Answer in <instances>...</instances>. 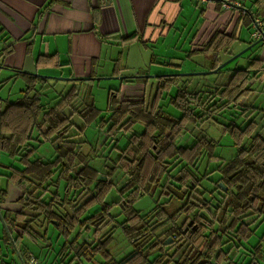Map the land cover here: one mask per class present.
<instances>
[{
    "label": "trees",
    "instance_id": "1",
    "mask_svg": "<svg viewBox=\"0 0 264 264\" xmlns=\"http://www.w3.org/2000/svg\"><path fill=\"white\" fill-rule=\"evenodd\" d=\"M253 7L254 11L240 16L247 19V27L256 19L264 21V0H255ZM136 37L132 34L117 40L128 44ZM237 40L235 34L223 31L211 36L202 49L210 60L208 70L219 66L220 54ZM259 43L264 46V41ZM11 51L0 37V71ZM33 64L36 73L62 66L56 53L39 54ZM167 65L179 69V65ZM224 67L217 73L225 72V78L213 91L179 88L169 97L168 105L180 113L178 118L160 104L164 95L178 86L180 77L171 75L155 78L149 101L144 92L141 97L120 98L118 90H109V115L98 121L102 111L93 100H77L76 82L49 105L42 103L38 94L48 79L13 71L12 77L21 79L24 89L13 101L0 96V154L15 161V165L0 164V169L7 171H0V264H14V252L19 262L26 264L34 255L24 247L25 240L54 247L52 239L56 240L54 264H264V232H258L264 224V107L246 103L264 83V57L249 59L244 68ZM138 79L143 87L149 80ZM8 80H1L0 87ZM229 108L244 118L254 117L242 128L233 121L223 126L222 134L229 136L235 148L229 160L216 156L218 145L204 137L179 145L187 125L199 126ZM74 115L84 123L76 134L84 133L96 121L111 142H116L118 134H129L106 173L89 165L91 157L82 154L83 142L69 133ZM257 116L260 124L255 121ZM136 124L143 126L142 132H133ZM33 141L38 146L49 143L53 158H34L38 146H33ZM204 159L223 162L200 172L199 163ZM116 171L124 180L116 189L117 199L107 203ZM214 171L218 178L211 181L213 189L206 197V190L200 189L202 181H210ZM10 186L20 193L15 201L18 210L3 207ZM145 196L154 203L141 213L134 204ZM114 207L119 208L117 214H111ZM115 229L129 247L122 256L110 249ZM167 238L171 241L164 244ZM40 259L46 264V259Z\"/></svg>",
    "mask_w": 264,
    "mask_h": 264
},
{
    "label": "crops",
    "instance_id": "2",
    "mask_svg": "<svg viewBox=\"0 0 264 264\" xmlns=\"http://www.w3.org/2000/svg\"><path fill=\"white\" fill-rule=\"evenodd\" d=\"M254 1L0 0V37L12 48L3 59L7 69L1 70L35 72L37 55L56 53L62 66L44 70L58 69V75L67 77L123 76L120 67L126 65L132 46L162 43L167 38L174 45L182 41L174 50L191 59L203 53L215 32L235 34L238 42L242 27L252 28L240 16L254 11ZM224 2L228 8L222 7ZM132 34L136 39L119 44L117 39ZM155 55L153 63L157 64ZM126 82L130 85L120 80L119 90L137 87Z\"/></svg>",
    "mask_w": 264,
    "mask_h": 264
},
{
    "label": "rangeland",
    "instance_id": "3",
    "mask_svg": "<svg viewBox=\"0 0 264 264\" xmlns=\"http://www.w3.org/2000/svg\"><path fill=\"white\" fill-rule=\"evenodd\" d=\"M260 21L262 24H264V21H262L261 19ZM252 32L253 28L242 27V29L240 30V40L233 44V46L228 51L220 54V59L222 60V62H225L243 52L241 53V55L229 62L226 67H224V70L244 68L247 65L249 59L262 57V52H264V46L261 45L262 43L256 42L258 39H254L251 36ZM168 42L170 41L167 38L162 43H149L144 46L143 44L142 46H132L133 48H131L130 57L128 58L126 65H123L122 63L120 71L124 74L122 77L128 79L127 81H132V83H136L137 87L134 89L126 86L125 88L119 90L120 80L113 78L107 79V77L105 78V76H100L105 79H101L99 77L100 79L94 80L91 83H84L81 85H78L77 81H65L59 79L57 80L56 78V80L48 79L47 83L44 84V87L39 89L38 94L40 100L44 104L52 105L56 102V97L58 94H65L67 90L71 87L70 85H73L76 82L75 85L79 87V97L77 100H79L80 102L81 98L84 99L86 103L93 100L95 106L102 111L100 117L97 119L98 121L101 118L106 119L109 115V113L106 112L109 90H118L120 98L141 97L144 92L145 100L149 101L155 90V79L149 78L148 82H146L145 86L143 87V84L138 79L140 76L149 74L157 75L175 74L179 72L208 71V67L210 66V60L208 59V56L206 54L200 53L191 57V59H186V57L183 56L181 52L176 51L182 45V41L175 45L173 44L174 42L171 44ZM174 47H176V50H174ZM144 50L147 51V54L143 52ZM152 55H155V57L157 58V64H154L150 61ZM168 62L173 65H180L179 69L181 68V71H177V69L168 66ZM136 67L140 68L139 73L135 72ZM41 72L38 74L47 75L51 77H67L64 75H58L60 74L58 69H43V71ZM13 73L14 72L10 70L0 71V81L6 79L7 76L10 78L8 82L4 83L0 87V96L2 98L9 99V101L17 99L20 96V91L24 89V82L21 79L13 78ZM225 75V72H218L207 75L181 76L178 81V86L172 87L168 94L164 95V98L160 103L163 110L168 114L172 115L173 117L178 118L180 116V113L172 106L168 105L169 97L174 96L177 89L181 88L187 91H213L218 84L223 82ZM124 82L126 83V85H130L125 80L123 81V84H125ZM63 87L65 89H62ZM79 102L77 101V103ZM246 103L247 105L264 107V83L258 85L254 89V92L248 98ZM65 113H70V109L67 108L65 110ZM238 113L239 111L229 108L226 109L223 113L215 116L214 119L205 121L199 126L194 127L191 125H187V132L185 133V136L179 141V145L186 146L189 145L192 140L204 137L205 139L213 141L218 145L215 150L216 156H219L224 161L229 160L232 156H234L235 148L232 146V142L229 136L226 134H222L223 126L228 122L233 121L236 125L242 128L248 120L254 118L252 116L244 118L242 116H239ZM71 120L73 122V127L70 129L69 133L75 134L73 139H75L76 141L83 142L81 148L82 154L89 155V157H91L89 165L94 169L106 173L111 167V163L117 158L119 150L125 146L129 134H118L116 142L115 140L113 142L106 140L105 132L100 131L96 126L97 121L86 127L84 133L76 134L80 129L83 128L84 123L76 115L72 116ZM255 121L260 124L258 116L255 117ZM142 130L143 126L141 124H136L133 128L134 133L142 132ZM31 144L36 147L38 146L35 141H33ZM114 145L116 146L115 148H113ZM53 156L54 154L52 146L49 143H44L38 146L34 158L40 159L42 161H48L51 160ZM222 160H214L207 162V160L204 159L202 162L199 163V171H210L216 168L221 162H223ZM14 162L15 161L13 159L7 157L5 154H0V164L15 165ZM0 171L5 174L7 173V171L4 169H0ZM217 178L218 173L214 171L212 172V174L209 175L210 181H202V186L200 189L203 191L206 190V197L209 196V190L213 189V183L211 181H215ZM111 180L114 183V187L113 190L106 197L107 203L117 199L116 189L122 184L124 179L122 173L120 171H116ZM19 194V191L15 189V187L10 186L9 196L3 207H7L11 210H18L19 205H17L15 201ZM153 203V198L145 196L134 204V208L136 210H140L141 213H144L153 206ZM118 212V207H114L111 210V214H117ZM258 232H264V224H262ZM114 236V244L112 247H110V249H112L115 253H119L120 256L124 255V253L126 252L128 253L129 247L127 246L126 241L122 237V234L119 229L114 230ZM52 242L53 246L56 247V240L52 239ZM23 245L29 253L33 254L38 258L46 259V264L47 261L50 262L49 264H54L57 262L56 260H53L55 255L54 247L48 246V248L46 247L45 243L39 242L33 244L29 243L26 240L23 242ZM231 255H233V251L231 252ZM11 259L13 260L14 264H21L19 262L17 253L14 252V257H12ZM11 262L12 261L10 260V263Z\"/></svg>",
    "mask_w": 264,
    "mask_h": 264
},
{
    "label": "water",
    "instance_id": "4",
    "mask_svg": "<svg viewBox=\"0 0 264 264\" xmlns=\"http://www.w3.org/2000/svg\"><path fill=\"white\" fill-rule=\"evenodd\" d=\"M260 41H264V35H262L256 42H260ZM245 51V50H244ZM243 53V52H241ZM238 54L237 56L235 57H232L231 59H229L228 61H225V62H221L219 64V66L214 69V70H208V71H199V72H179V73H175V74H157V75H143V76H140L139 78H158V77H161V76H171V75H177L179 77L181 76H193V75H207V74H214V73H217V71L221 70L224 66H226L229 62H231L233 59H235L236 57H238L239 55ZM2 67V66H1ZM2 69H7L6 67H2ZM18 72H22V73H28V74H31L35 77H39V78H44V79H55L57 78V80H65V81H68V80H71V81H86V80H89V79H93V80H97V79H100V78H96V77H93V78H90V77H51V76H47V75H40L36 72H31V71H24V70H19ZM106 78V77H105ZM105 78H101V79H105ZM108 78H113V79H117V80H123L124 77L122 76H113V77H107ZM219 186L224 188V186L222 185V183H219ZM171 241V238L167 239L164 241V244H167ZM131 257V255L129 257H127L124 261L128 260L129 258Z\"/></svg>",
    "mask_w": 264,
    "mask_h": 264
},
{
    "label": "built area",
    "instance_id": "5",
    "mask_svg": "<svg viewBox=\"0 0 264 264\" xmlns=\"http://www.w3.org/2000/svg\"><path fill=\"white\" fill-rule=\"evenodd\" d=\"M223 7H225V8L228 7L226 2L223 3ZM262 25H264V24H262L259 19H256L253 22L252 26H253L254 30H253L251 36L254 39H259L262 35H264V26H262ZM26 264H41V262L39 259L35 258L34 256H30V257H28Z\"/></svg>",
    "mask_w": 264,
    "mask_h": 264
}]
</instances>
